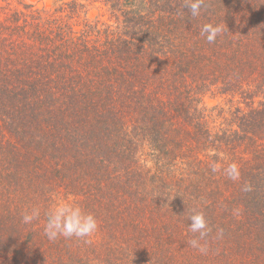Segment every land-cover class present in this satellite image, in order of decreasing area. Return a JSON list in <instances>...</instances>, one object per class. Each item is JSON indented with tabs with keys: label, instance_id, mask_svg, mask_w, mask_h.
<instances>
[{
	"label": "trees",
	"instance_id": "16d2710c",
	"mask_svg": "<svg viewBox=\"0 0 264 264\" xmlns=\"http://www.w3.org/2000/svg\"><path fill=\"white\" fill-rule=\"evenodd\" d=\"M205 23L224 27L212 44ZM55 196L95 214L90 242L47 239ZM0 264H264V0L197 17L185 0H0Z\"/></svg>",
	"mask_w": 264,
	"mask_h": 264
},
{
	"label": "clouds",
	"instance_id": "9594fccd",
	"mask_svg": "<svg viewBox=\"0 0 264 264\" xmlns=\"http://www.w3.org/2000/svg\"><path fill=\"white\" fill-rule=\"evenodd\" d=\"M204 0H185V7L189 9L193 17L201 13ZM224 32V27L219 24L205 23L202 25L200 35L208 43L216 42L217 37ZM209 167L213 173L221 171V166L215 161H211ZM223 174L230 180H240L239 165L236 162H230L223 168ZM243 191H250L251 185L245 183ZM42 208L34 205L26 208L22 212V222L32 224L41 217ZM45 217L43 223V233L49 241H56L58 238H77L90 242L88 238L92 237L98 230L99 222L97 217L91 211L85 208L75 199L55 196L52 198L49 206L43 210ZM191 223L188 230L193 234V238L188 241L190 247L197 249L200 253H206L208 250L207 237L211 229L209 228L205 213L203 210L193 208L188 216ZM223 235V229L217 232V238ZM203 241V243H202Z\"/></svg>",
	"mask_w": 264,
	"mask_h": 264
},
{
	"label": "rangeland",
	"instance_id": "374dc122",
	"mask_svg": "<svg viewBox=\"0 0 264 264\" xmlns=\"http://www.w3.org/2000/svg\"><path fill=\"white\" fill-rule=\"evenodd\" d=\"M28 2H34L35 4L42 5L43 3H49L51 0H27ZM104 14V8L98 3L93 2L91 3L89 9H88V16L92 19H97L98 17H102L105 19ZM205 104L210 106L214 103H216V99L205 97Z\"/></svg>",
	"mask_w": 264,
	"mask_h": 264
}]
</instances>
